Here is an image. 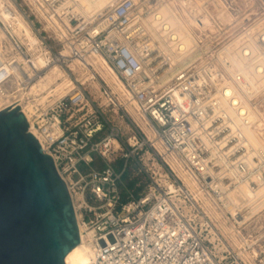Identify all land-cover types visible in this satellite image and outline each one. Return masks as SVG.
Segmentation results:
<instances>
[{
    "label": "built area",
    "instance_id": "1",
    "mask_svg": "<svg viewBox=\"0 0 264 264\" xmlns=\"http://www.w3.org/2000/svg\"><path fill=\"white\" fill-rule=\"evenodd\" d=\"M12 1L49 50L48 65L58 63L75 73L73 63L86 65L89 56L102 55L124 81L163 147L161 152L147 138L99 73L95 78L100 81L99 89L106 102L97 101L95 87L75 75L72 89L46 103H36L32 118L42 137L38 139L44 151L54 158L71 193L76 215L78 212L90 234L96 253L94 264H264V234L247 239L241 231L238 237L242 245L235 246L217 228L204 202L209 201L210 208L219 212L226 223L241 227L243 212L229 210V195L239 183L251 190L264 184V141L253 145L247 136V129L264 136V84L260 86L264 69L258 71L264 59L261 55L254 57L258 52L250 57H254L249 67L254 86L240 69H228L232 63L226 56V45L234 35L264 15V1L247 5L245 0H224L231 11L242 16L227 22L218 15L215 2L205 0V11L214 14L215 28L204 29L207 33L203 32L189 53L194 57L163 85L159 80L165 60H158L159 52L144 26L134 24L139 13L147 15L155 9L153 0H112L88 16L74 5L80 0H36L45 14L34 2L27 3L29 12L17 0ZM253 6L259 12L250 10ZM39 14L46 21L55 20L68 35L62 37L54 27H37L32 16L40 18ZM197 22L204 23L200 15ZM0 25L9 35L4 47L11 45L6 56L15 52L26 57L0 59V87L5 90L14 71H22L24 64L33 63V55L1 19ZM261 27L251 33L257 40L264 32ZM247 43L246 37L240 47ZM260 47L264 50V40ZM25 74L27 79L34 78ZM20 80L26 82L24 77ZM230 85L235 91L228 93ZM236 92L249 99L257 114L255 118L249 113L241 114L244 102L232 100ZM107 109L130 122L129 135L108 117ZM113 140L120 144L119 149ZM144 148L159 165L158 170L147 167L138 157ZM119 152L123 163L117 167ZM165 155L175 159L191 177L195 191ZM98 159L103 162L101 167H95ZM131 161L140 164V171L150 181L143 192L123 182ZM160 171L170 185L160 179ZM214 227L218 233L212 232Z\"/></svg>",
    "mask_w": 264,
    "mask_h": 264
},
{
    "label": "bare ground",
    "instance_id": "2",
    "mask_svg": "<svg viewBox=\"0 0 264 264\" xmlns=\"http://www.w3.org/2000/svg\"><path fill=\"white\" fill-rule=\"evenodd\" d=\"M213 1L218 8V15L225 21L233 22L235 19H240L242 17L241 15L237 16L233 11H231L227 5V2L224 0ZM249 1L254 2L255 0ZM33 2L37 8H39L36 0H28V3H31V5H33ZM67 3H71V0H68ZM109 3V0H80L75 2L74 5H76L82 13L88 16V14H90L95 9H101ZM153 5L155 9L147 14V16L139 13L140 15L135 20L134 24L136 26H144L150 35V41L157 48V52H159L160 57L158 60H165L164 63L166 64L163 67L164 73L159 80V83L163 85L168 84L176 71L194 57L195 54L189 55V53L193 46L199 42V37H203V32L207 33V30L204 29H206V27H210V29L215 28L212 19V15L214 14L212 12L205 11V0H153ZM5 6H8L9 8L6 9L4 8ZM39 9L41 13L45 14V11L42 7ZM197 15H200L204 22L203 24L197 22ZM24 16L10 0H0V18L5 22L10 32L15 34L17 33V35H19L18 37L21 38L22 42L26 43L29 51L33 55V63L24 64V67H22L24 70L22 71H14V76L19 79L16 90L9 91L6 89L4 90L2 86L0 87V110L10 106L13 101H18L22 111H24L27 119L30 122V128L32 132L37 138L42 140L41 135L34 126V120L32 118L36 103H44L40 101L41 98H48L53 90V87L56 85L60 86L64 82H71V86L74 87L75 84L72 82L70 73H68L65 68L60 66L58 63H52L50 65L47 64L49 50L42 45V42L39 40L40 38L35 34L32 27L30 26L31 24H29ZM39 17L43 19L44 23L46 24L45 28L50 29V27H54L62 37L68 35L66 29H59V25L55 20L49 19L46 21L40 14ZM262 25L264 26V15H259L254 24L248 26L244 31L241 32L246 34L244 38H248V43L250 42L249 44L247 43L240 47L244 38H242L243 35H238L231 41V43L226 45V56L227 59L232 63L227 65L228 69L232 72H234L236 69H240L241 72L245 73L249 80H252L254 86L255 80L253 81L249 74L250 61L259 55H261L262 59H264V50H261L260 47V41L264 40V32L260 33L259 40H257L251 33L253 30L258 29ZM8 37L9 35L6 29L1 28L0 26V43L4 38L8 39ZM138 43L139 39H137V45ZM256 52L258 53L251 59L250 57H252V55H254ZM64 53H67V50H65ZM13 56L15 60H26V57L22 56L21 53H14L9 57H7L5 54H0V59L6 61ZM179 60L182 62H179ZM88 61L89 62L86 63V65H78L76 63L72 64V69L75 71L82 70L85 73L86 80L83 81V83H93L94 80H98L95 77L97 76V73H99L100 77L104 78L109 83L119 98L128 97L127 99L133 100L137 104L136 100L127 91L124 81L115 71V69H113V67L105 61L102 55L93 54L88 57ZM260 64L261 65H258V71H263L264 61H262ZM6 66L8 69L11 68V66L7 65V63ZM43 68V71L38 73L36 72L37 69ZM25 72L34 78L27 79L28 77L26 76L27 74H25ZM34 74L35 76H33ZM22 77L26 78V84H22L23 82L20 83V78ZM10 83L11 81L5 85V88L9 87ZM263 84V81L260 82V86ZM231 91H235L234 85H230L228 87L227 92L229 93ZM102 96L105 97L104 95ZM232 100L233 103L244 102L241 108V114L249 113L254 118L257 116L255 110L249 102V99L243 94L236 92ZM123 105L127 107V110L130 113L127 103L125 102ZM131 109L135 115V119L147 132L149 139H151L156 144L158 149L163 152V147L160 141L157 139V135L153 127L150 125L151 123L148 118L143 117L139 109L136 107L131 106ZM247 136L249 138V142L253 145H259L262 141H264V136H261L259 132L251 129H247ZM113 142L116 148L119 149L120 144L116 140H113ZM165 157L173 166L178 175L183 178V180L192 190L195 191L196 185L191 177L183 170V168L179 166L175 159L168 155H165ZM160 173V179L164 182L166 181L167 184L170 185L168 180L165 178V175L161 171ZM205 205L208 208L210 212L209 215L213 218V220L217 219L221 230H223L236 245L240 246L242 244V240L238 237V234H241L240 227L226 223L222 219L219 212L210 208L209 201L205 200ZM229 210L232 212H235L236 210H242L243 215L239 220L241 227L243 224L251 223L254 217H256L259 212L264 210V184L256 187L254 190H251L247 185L239 183L236 189H234L229 195ZM77 214L81 242L67 254V264H94L96 253L94 246L89 241L90 234H88V231L82 223L78 212ZM218 230L219 229L214 227L212 232L218 233ZM77 253L78 259L71 261L70 257ZM84 255H87L88 258L85 259V257H83Z\"/></svg>",
    "mask_w": 264,
    "mask_h": 264
},
{
    "label": "water",
    "instance_id": "3",
    "mask_svg": "<svg viewBox=\"0 0 264 264\" xmlns=\"http://www.w3.org/2000/svg\"><path fill=\"white\" fill-rule=\"evenodd\" d=\"M80 242L67 183L16 101L0 110V264H66Z\"/></svg>",
    "mask_w": 264,
    "mask_h": 264
},
{
    "label": "rangeland",
    "instance_id": "4",
    "mask_svg": "<svg viewBox=\"0 0 264 264\" xmlns=\"http://www.w3.org/2000/svg\"><path fill=\"white\" fill-rule=\"evenodd\" d=\"M14 5H15V7L18 9V7L16 6V4L12 1V0H10ZM18 1V3H21L22 5H24L25 7H26V9L30 12L31 10L29 9V6H27V3H28V0H17ZM249 0H245V3L248 5V4H250V3H253V2H248ZM264 1V0H263ZM178 4V3H177ZM255 6H257V5H255ZM255 6H253L252 8H250V10H252L254 13L255 12H259V10H258V8L257 7H255ZM178 7V6H177ZM179 8V7H178ZM217 8V7H216ZM180 9V8H179ZM19 10V9H18ZM217 10H218V8H217ZM19 12H20V10H19ZM21 13V12H20ZM22 14V13H21ZM23 16H24V14H23ZM145 16H147V15H145ZM25 17V16H24ZM26 18V17H25ZM32 18L34 19V21H35V23H36V26L37 27H39V28H44L45 26H46V24L44 23V21H43V19H41V18H37L35 15H33L32 16ZM1 19V18H0ZM27 19V18H26ZM2 20V19H1ZM28 21V20H27ZM29 22V21H28ZM30 24V23H29ZM1 26V25H0ZM31 26V25H30ZM1 28H4V27H2L1 26ZM5 29V28H4ZM2 31V30H1ZM2 33H3V31H2ZM15 34V33H14ZM243 33H241V34H237V35H234V37L232 38V40L236 37V36H238V35H242ZM16 35H17V33H16ZM19 36V35H18ZM243 36H246V34L244 33L243 34ZM20 38V37H19ZM4 39H6V38H4ZM4 39H3V41L0 43V54H5L6 55V51H8L9 49H10V46L7 44L6 45V48L4 47ZM21 39V38H20ZM40 40V39H39ZM231 40V41H232ZM41 41V40H40ZM231 43V42H230ZM250 43V42H249ZM248 43V44H249ZM3 51V52H2ZM10 52H8V54H9ZM13 53H15V52H13ZM12 54V53H11ZM67 71H68V73H70V77H71V79H72V82L75 84V82L73 81L74 80V76L76 75L77 77H80L81 79H82V81H85L86 80V76H85V73L82 71V70H77L75 73H73V72H70L68 69H66ZM114 74V73H113ZM114 75H116V74H114ZM117 76V75H116ZM119 79V78H118ZM121 81V80H120ZM17 82H19V79H17V77H12V80H11V83H10V86L9 87H6L5 89L6 90H9V91H14V90H16V87H17ZM20 83H22V81H20ZM22 84H26V83H22ZM87 84L88 85H91V86H93V87H95V89L97 90V92H96V99H97V101H103V102H106V98L105 97H103L102 95V93H101V91H100V81L99 80H94L93 81V83H89V82H87ZM66 86V87H65ZM71 82H69V83H67V82H64L62 85H60V86H58V85H56V86H54L53 87V90H52V92H51V94L49 95V97L48 98H41V100L40 101H42V102H44V103H46L48 100H53L55 97H57L58 95H61V94H64L65 93V91L67 92V91H69L70 89H71ZM70 88V89H69ZM63 89V90H62ZM56 90V91H55ZM54 91V92H53ZM119 98V97H118ZM128 97H121V98H119V100L121 101V102H123L124 104H125V102L127 103V105H128V109H129V111H130V113L132 114H130L131 116H132V118L138 123V121L135 119V115L133 114V112H132V109H131V106H134V107H136L137 109H138V105L133 101V100H129V99H127ZM107 110H109V109H107ZM107 115H108V117L111 119V120H114V123L115 124H117V125H119L121 128H122V130H123V132L126 134V136L127 135H129V133H130V128H129V124H130V122L128 121V120H125V121H123L122 119H120L116 114H114V112L113 111H111V110H109L108 111V113H107ZM139 124V123H138ZM139 126H140V124H139ZM141 127V126H140ZM142 128V127H141ZM142 130L145 132V134H146V136L148 137V134H147V132L142 128ZM148 139H149V137H148ZM149 140H151V139H149ZM117 155L119 156V160H117L116 161V166L117 167H119V166H121L122 165V163H123V161H122V159H120L121 157V152H119V153H117ZM138 157H140V158H142L148 165H147V167H150V168H152V169H154V170H158V168L157 167H159L158 166V164H156V162L152 159V156L150 155V154H148L147 152H146V148H144V150L143 151H140L139 152V155H138ZM143 161V162H144ZM142 162V163H143ZM103 165V162L100 160V159H98V160H96V163H95V167H101ZM141 170V166H140V164L139 163H137V162H135V161H131L130 162V167H129V169L127 170V172L124 174V177H123V182H124V184L126 185V186H128L129 188H131V186H130V182H134V184H133V186H132V188H134V189H136L138 192H143L144 190H146L147 189V185L149 184V179H148V177H147V174H145L143 171H140ZM205 202V201H204ZM207 208V207H206ZM207 211H208V213H210L209 212V210H208V208H207ZM214 221H215V223H216V226L221 230V228H220V225H219V223H218V221H217V219H214ZM240 230L243 232V233H245L244 235L247 237V239H251V236L250 235H253L254 237L255 236H257V235H261V234H264V210H262L261 212H259V214H257L256 215V217H254V219H253V221L251 222V223H249V224H244V226L242 225V227H240ZM221 232L224 234V235H226L225 234V232L223 231V230H221ZM227 236V235H226ZM228 237V236H227ZM230 238V237H229ZM231 239V238H230ZM232 240V239H231ZM233 242V241H232ZM233 244L235 245V246H238V245H236L234 242H233ZM242 245V244H241ZM240 245V246H241ZM239 247V246H238ZM78 253L77 254H73L71 257H70V260L71 261H75V260H77L78 258ZM83 257H85V259H87L88 258V256L87 255H84ZM66 259H67V257H66ZM66 264H67V261H66Z\"/></svg>",
    "mask_w": 264,
    "mask_h": 264
},
{
    "label": "trees",
    "instance_id": "5",
    "mask_svg": "<svg viewBox=\"0 0 264 264\" xmlns=\"http://www.w3.org/2000/svg\"><path fill=\"white\" fill-rule=\"evenodd\" d=\"M133 184H134V182H133V181H132V182H130V186H131V188H132Z\"/></svg>",
    "mask_w": 264,
    "mask_h": 264
},
{
    "label": "crops",
    "instance_id": "6",
    "mask_svg": "<svg viewBox=\"0 0 264 264\" xmlns=\"http://www.w3.org/2000/svg\"><path fill=\"white\" fill-rule=\"evenodd\" d=\"M109 1H112V0H109Z\"/></svg>",
    "mask_w": 264,
    "mask_h": 264
}]
</instances>
